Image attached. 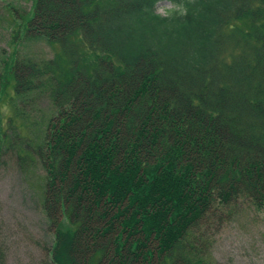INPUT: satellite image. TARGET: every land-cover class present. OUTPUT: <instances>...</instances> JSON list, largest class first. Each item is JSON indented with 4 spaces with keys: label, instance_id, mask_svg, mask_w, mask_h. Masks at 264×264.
<instances>
[{
    "label": "trees",
    "instance_id": "1",
    "mask_svg": "<svg viewBox=\"0 0 264 264\" xmlns=\"http://www.w3.org/2000/svg\"><path fill=\"white\" fill-rule=\"evenodd\" d=\"M25 28L59 53H13L0 98L15 115L48 94L25 137L50 264H211L207 234L240 206L264 211V0H36Z\"/></svg>",
    "mask_w": 264,
    "mask_h": 264
},
{
    "label": "rangeland",
    "instance_id": "2",
    "mask_svg": "<svg viewBox=\"0 0 264 264\" xmlns=\"http://www.w3.org/2000/svg\"><path fill=\"white\" fill-rule=\"evenodd\" d=\"M35 3L0 0V74L13 53L16 61L23 58L38 65L59 53L58 46L43 38H25ZM171 9L166 1L156 6L160 15ZM32 91L34 95H26L24 102L12 103L16 116L6 101L12 97L11 90L5 100L0 98V136H7L6 142H0V264H50L54 230L42 207L45 172L25 136L40 134L52 112L48 94L36 97L40 89ZM19 112L28 120L18 121ZM207 240L211 264H264V211L240 206L227 223L207 234Z\"/></svg>",
    "mask_w": 264,
    "mask_h": 264
},
{
    "label": "clouds",
    "instance_id": "3",
    "mask_svg": "<svg viewBox=\"0 0 264 264\" xmlns=\"http://www.w3.org/2000/svg\"><path fill=\"white\" fill-rule=\"evenodd\" d=\"M171 11L172 12H179L181 15L186 13V9H183V5L182 4H180V5L173 4Z\"/></svg>",
    "mask_w": 264,
    "mask_h": 264
}]
</instances>
